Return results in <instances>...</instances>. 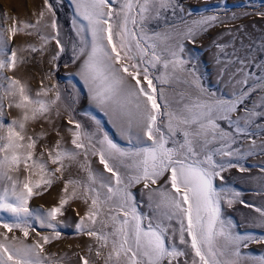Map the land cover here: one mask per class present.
Here are the masks:
<instances>
[{
	"label": "snow or ice",
	"instance_id": "obj_1",
	"mask_svg": "<svg viewBox=\"0 0 264 264\" xmlns=\"http://www.w3.org/2000/svg\"><path fill=\"white\" fill-rule=\"evenodd\" d=\"M70 3L75 15L86 22L72 20L82 45L78 50L73 48L74 59L85 57L79 75L93 102L121 121L122 131L132 146L121 147L107 132L97 135L84 131L80 122L70 119L68 123L75 128L69 129L72 147L64 146L61 139L52 147L44 145L38 153V144L46 133L30 135L28 125L41 118H49L51 122L52 106L61 94L57 91L55 100L43 99L52 89L42 87L33 95L19 79L5 75L24 61L8 48L4 31L15 36L19 31L36 28L40 21L35 25L24 23L22 29L16 26L0 29V228L6 230L0 233V264H61L44 255L45 246L61 239L60 228L66 225L57 217L63 216L65 205L76 198H82L86 204L90 201V207L76 223L75 234L87 235L97 243V257L102 255L100 249H108L105 264H242L244 260L264 264V254L245 256L241 251L251 243H264V234L234 232L232 221L222 217L221 201L226 189L221 187L218 191L214 186L217 178L224 180L222 173L228 169L239 167L241 172L248 169L231 162L217 163L213 158L220 155L242 159L239 149L231 150L240 137L261 135L264 139V129L260 133L249 131L254 118L264 119V95L258 105L245 106L242 117L232 118L252 92L259 89L264 93V77H255L251 89L234 91L229 99L206 89L196 69L185 67L189 62L181 56L183 44L177 43L175 47L169 44L176 34L148 29V22L164 19L167 10L175 14L179 7L176 0H70ZM47 10L55 16L51 3L47 4ZM216 22L222 21L215 15L196 20L195 27L185 30L184 38L194 43L196 28ZM50 26L57 29L58 37L56 21ZM85 33L90 34V40L82 35ZM41 39L49 42L42 34ZM56 42L63 53L60 40ZM217 47L222 54L216 58V63L222 65L219 79L223 81L227 75L230 81L247 85L252 73L245 71V60L228 57L224 53L228 45ZM261 48L264 49V44ZM31 50L41 51L35 47ZM57 59L59 53L53 56V60ZM237 63L241 67L230 73L229 66ZM158 66L163 71L154 74ZM254 66L264 70V63ZM177 73H187L191 80ZM238 75L242 78L236 79ZM173 81L191 84L196 89L195 95L179 93L178 109L170 106L164 88L157 86ZM257 107L261 110L257 111ZM5 108L20 110V118L5 120ZM218 121H226L230 130H225ZM177 135L182 139H176ZM214 144L220 146L210 147ZM256 147V140L252 139L248 155ZM259 148L264 154V144ZM81 156L83 161L79 159ZM89 157L98 158L103 172L93 169ZM74 164L86 172V178H70L65 182V195L58 207L47 211L32 209L29 206L32 198L43 195V189L51 188ZM14 173L25 175L21 179ZM165 176L164 185L150 187ZM141 183L149 190V207L154 209L151 217L138 211L135 195L130 191ZM69 186L74 187L70 195ZM240 195L233 192L227 204L231 206ZM153 197L158 199L153 201ZM240 203L254 207L259 213L257 223L264 226V208ZM34 225L50 229L52 234L41 235ZM14 230L23 233L25 239L34 232L39 239L25 243L9 236ZM88 250L91 252L92 247ZM81 261L91 264L86 257H81Z\"/></svg>",
	"mask_w": 264,
	"mask_h": 264
},
{
	"label": "rangeland",
	"instance_id": "obj_2",
	"mask_svg": "<svg viewBox=\"0 0 264 264\" xmlns=\"http://www.w3.org/2000/svg\"><path fill=\"white\" fill-rule=\"evenodd\" d=\"M179 6L173 14L169 9L164 13V19L159 21L148 22V29L152 31H170L176 35L169 41L173 47L177 43L183 44L184 51L181 53L183 59L188 61L186 68H195L197 75L200 76L203 86L217 96L225 99L231 98V94L238 90H248L256 83L255 77H264V70H260L254 65L264 63V49L261 45L264 44V0H176ZM51 3L55 10V16L47 10V4ZM183 8V11L179 9ZM43 13V16H41ZM218 16L220 21L212 25L204 26V28H196L193 38L194 43L190 39H185L183 33L188 27H195L193 22L209 16ZM235 17V18H234ZM75 18L78 23L84 24L75 15L74 5L70 0H62V3H56V0H0V29H9L12 26L23 28L24 23L35 25L40 21L36 28L25 29L17 32L15 36H11L10 32L4 31V37L8 42V48L15 50L17 56L24 61L18 64L14 71H7L6 76L19 79L25 84L33 95L41 88L52 89L46 100H55L56 92L59 91L61 98L55 105L52 106V111L49 118H41L35 122H30L28 132L30 135L38 136L40 133H46V138L38 144V153L43 150L44 145L52 147L58 140H63L64 146L71 148L72 131H75L74 125L69 124L70 119L80 122L83 125V130L101 135L107 132L109 137L118 145L124 148H129L132 145L128 143L126 135L122 131L121 121L114 117L110 112L106 111L97 105L91 99V95L84 80L79 75V70L82 65L84 56L79 59H74L73 48L77 50L82 46L80 37L76 35V31L72 27V20ZM55 20L58 26L59 36L57 37V29H53L50 25ZM28 33H32L29 35ZM41 34L49 38L46 44L41 39ZM85 39L90 40V34L85 33ZM57 39L60 40L64 47L63 53L59 52L60 45L57 44ZM217 45H228L224 53L233 60H245V71L252 73V78L249 79L247 85H239L229 80L226 75L222 80L219 79V68L222 65L216 63V58L221 56V52ZM32 47L41 49V51L33 52ZM163 47L162 45L160 46ZM236 53L232 56V53ZM59 53V59L53 60V56ZM241 65L233 64L229 66V71L234 72ZM154 74H159L163 71L162 67L158 66V70H153ZM187 80L191 77L187 73H177ZM237 76L236 79H241ZM163 87L165 95L170 106L173 109L181 107L177 101L180 100L179 93L196 94V89L191 84L178 83L173 81L167 85H159ZM262 95L259 89L252 92L240 106L238 111L232 114V118L237 116L242 117L244 112L242 109L247 106L252 108L258 105ZM5 105L8 99H5ZM257 111L261 109L256 108ZM5 120L11 121L18 119L21 112L15 108H5ZM58 113V114H57ZM99 121V124L96 123ZM254 125L249 128L250 132L260 133L264 129V119L254 118ZM225 130L228 129L226 121H218ZM259 125L260 127H256ZM176 139H182V136L177 135ZM255 139L257 147L248 155L251 149V140ZM150 143V141L148 142ZM264 144V139L261 135L254 137H240L236 144L232 145L233 151L239 149L243 158L240 157H222L214 156L217 163L231 162L248 169L241 172L239 167H233L222 173L224 180L217 178L214 181V186L219 191L224 187L226 191L223 193L225 197L221 201L222 217L225 220H231L234 225L233 231L240 234H264V226H260L257 221L259 213L254 210V207H245L240 201H244L249 205L264 208V154H261L259 146ZM169 146H172L171 144ZM219 144L211 145L210 147H219ZM80 161L84 160L81 156ZM92 167L97 172H103V166L99 164L98 158L89 157ZM56 167V166H51ZM19 175L22 179L24 173L13 174ZM86 172L78 165L74 164L70 169L66 170L54 182L51 188L43 189V195H36L30 201L32 209H41L43 211L50 210L53 207H58L61 198L65 195L63 188L68 179H85ZM108 176L109 173H104ZM165 178L158 181L156 185H151V188H159L164 185ZM170 187V186H169ZM74 190L73 186H69V195ZM130 191L135 195L138 211L146 216H153L154 209L149 207V190L144 188L143 183L134 185ZM233 192H240L239 198L229 206L228 198H233ZM80 193L78 192V196ZM158 197H153V201ZM90 207L82 198H76L69 201L65 205L63 216H58L57 220L62 221L63 225L60 230L63 233L61 239L53 240L49 245L45 246L44 255L50 256L53 260L60 261L61 264H82L81 257H86L91 261V264H105L108 249H100L102 255L97 257L95 252L98 248L97 243L87 235L75 234L76 223L83 218ZM175 225V222H173ZM41 235H51L50 229H40L34 225ZM108 230H111L110 228ZM6 230L0 228V233ZM10 237H18L19 240L25 243H34L39 237L34 232H30L27 239L19 230H14L9 233ZM2 238V237H0ZM89 246L92 251L89 252ZM242 254L261 255L264 254V243H251L247 248L241 249ZM242 264H252L251 260H244Z\"/></svg>",
	"mask_w": 264,
	"mask_h": 264
},
{
	"label": "bare ground",
	"instance_id": "obj_3",
	"mask_svg": "<svg viewBox=\"0 0 264 264\" xmlns=\"http://www.w3.org/2000/svg\"><path fill=\"white\" fill-rule=\"evenodd\" d=\"M166 96V95H165Z\"/></svg>",
	"mask_w": 264,
	"mask_h": 264
}]
</instances>
